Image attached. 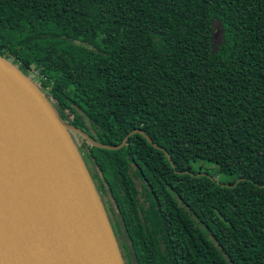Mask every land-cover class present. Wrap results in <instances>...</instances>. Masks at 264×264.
Wrapping results in <instances>:
<instances>
[{
  "label": "trees",
  "instance_id": "trees-1",
  "mask_svg": "<svg viewBox=\"0 0 264 264\" xmlns=\"http://www.w3.org/2000/svg\"><path fill=\"white\" fill-rule=\"evenodd\" d=\"M0 57L68 126L123 264H264V0H0Z\"/></svg>",
  "mask_w": 264,
  "mask_h": 264
},
{
  "label": "water",
  "instance_id": "water-1",
  "mask_svg": "<svg viewBox=\"0 0 264 264\" xmlns=\"http://www.w3.org/2000/svg\"><path fill=\"white\" fill-rule=\"evenodd\" d=\"M68 129L0 57V264H123Z\"/></svg>",
  "mask_w": 264,
  "mask_h": 264
},
{
  "label": "rangeland",
  "instance_id": "rangeland-1",
  "mask_svg": "<svg viewBox=\"0 0 264 264\" xmlns=\"http://www.w3.org/2000/svg\"><path fill=\"white\" fill-rule=\"evenodd\" d=\"M219 37V33H216V39H218ZM36 73L33 72L31 73V76H28L31 80L36 81V77H35ZM34 81V82H35ZM36 83V82H35ZM194 169L197 170V169H201L203 172H208L212 175H215V179L216 181L217 180H221V181H231L232 178L231 177H225V176H222V175H216V166L212 163H209V162H205V161H202V162H197L194 164ZM253 177L254 179H256L258 182L260 183H264V178H261V177H254V176H251Z\"/></svg>",
  "mask_w": 264,
  "mask_h": 264
}]
</instances>
